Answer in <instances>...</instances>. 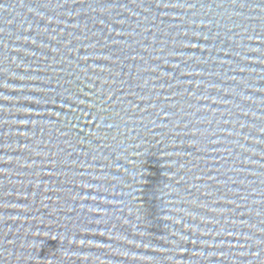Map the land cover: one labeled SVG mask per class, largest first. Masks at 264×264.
Listing matches in <instances>:
<instances>
[{
	"label": "water",
	"instance_id": "water-1",
	"mask_svg": "<svg viewBox=\"0 0 264 264\" xmlns=\"http://www.w3.org/2000/svg\"><path fill=\"white\" fill-rule=\"evenodd\" d=\"M0 264H264V0H0Z\"/></svg>",
	"mask_w": 264,
	"mask_h": 264
}]
</instances>
